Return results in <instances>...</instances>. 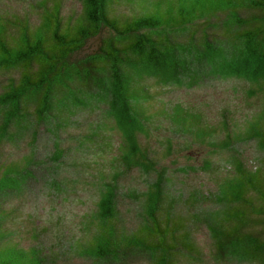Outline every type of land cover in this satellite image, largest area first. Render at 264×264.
I'll use <instances>...</instances> for the list:
<instances>
[{
	"label": "trees",
	"instance_id": "trees-1",
	"mask_svg": "<svg viewBox=\"0 0 264 264\" xmlns=\"http://www.w3.org/2000/svg\"><path fill=\"white\" fill-rule=\"evenodd\" d=\"M67 1L0 0V264H264V108L240 130L228 109L206 125L162 97L223 85L242 104L264 96V0ZM156 96L189 128L156 138ZM191 144L224 157L165 164ZM114 147L108 175L79 170ZM214 170L211 185L188 181ZM84 172L97 182L82 204L91 231L74 243L66 227L41 229V214L45 200L67 203ZM18 211L30 227L20 234L8 222Z\"/></svg>",
	"mask_w": 264,
	"mask_h": 264
},
{
	"label": "rangeland",
	"instance_id": "rangeland-1",
	"mask_svg": "<svg viewBox=\"0 0 264 264\" xmlns=\"http://www.w3.org/2000/svg\"><path fill=\"white\" fill-rule=\"evenodd\" d=\"M75 6L76 2L75 0H68L66 3V7ZM222 87L225 88L223 85ZM221 86H217L215 88H193V89H176L168 91L167 93L163 94V98L166 100H173L181 102V104H184L187 108L190 109V112H194L197 115L201 116V120L203 123H206V125H210L211 120H215L213 122L214 124L218 125L223 122V117L221 113L223 112V109H228L230 111V115L228 117V123L229 124H235L237 127L240 128V130H243L246 125L253 122L255 120L256 115H258L262 109L264 108V96L262 94H258L253 102L245 101V103L242 104V98L238 97V95L241 93L238 92L234 87H228L226 88L225 92L222 90ZM206 95H210L211 97L216 98L215 104L213 107L210 106L211 99L203 97ZM156 101H160L163 103L161 110L164 112L162 118L160 119V124L162 127V130H160V134L156 135L155 137L158 139H167L168 133L167 131L173 130H181L183 128L187 129L191 125V119H189L184 124H172L170 120L167 118L171 114V107L168 103L162 100V98H158L156 96ZM184 106V107H185ZM208 107H211L212 109H207ZM217 107V108H215ZM215 109V110H214ZM208 112V113H207ZM165 115V116H164ZM167 115V116H166ZM212 124V123H211ZM113 140L118 141L119 136L117 134L113 135ZM183 143L185 140L180 137H176L174 139V143ZM209 148L200 145V144H194L190 145L188 149L175 152L172 154L171 157L167 158L165 160V164L172 166L171 160L175 159L179 164L181 163H188L191 165L199 166L201 164V161L204 158H210L212 161H216L218 159H221L224 157L223 153L219 154H211L209 153ZM111 156L109 157V155ZM116 155V149L111 148V151L108 153H102L98 152L97 154H88L87 157H83L81 159H84L85 165L81 166L79 165V170L85 169L88 167H92L91 169L98 171L100 175H108L111 170L109 165H107V161L112 159V156ZM244 155L248 158L253 157V149L250 146H247V148L244 151ZM78 159V160H81ZM94 173H88L84 172L83 175L77 177L78 181L76 183V188L72 194L64 195L62 197V201H68L67 203L62 204L60 206V201H51L50 205L48 204L49 201H44V208L47 209L46 214L45 210L41 214L42 220L44 222V225H41L40 228H44V226H48L49 230L52 227L51 231L53 233H58L62 231L65 227L66 230L69 232L70 239L74 242H80L84 235L87 232H90L91 230L88 229V231H85V229L88 227V221L90 220V214L88 210H84V206L82 204H85L87 202H90L93 198V192L90 190L91 185L97 184L96 181H94ZM137 176V172L134 170L130 175L129 178H133ZM210 178H208V177ZM221 178V172L219 170H214L212 172L207 173L206 175L204 173H198L194 174V176L188 177V181L190 182H205L209 183V185L212 184V182H217ZM214 179V180H213ZM55 203V206H54ZM57 205V207H56ZM82 205V206H80ZM20 207V206H19ZM21 207L24 211H32L35 210L32 200H26L23 204H21ZM41 213L40 211H38ZM32 214V213H31ZM22 212H14L11 216H9L8 222L11 221L12 226H17L22 224ZM24 227L23 230L17 229L18 233H24L26 232L25 229H29L27 225L22 224ZM126 232H129L132 230V226L125 225ZM135 227L133 226V230ZM35 229L31 227V232ZM10 234V233H8ZM13 238L14 242L17 243V241L14 239L15 235L10 236V238ZM197 237L199 240V243L203 246L205 250H207V243H208V237L205 232V230H200L197 233ZM17 245V244H16ZM9 247L7 244H2L1 248L2 250H6ZM85 263V262H84ZM83 261L79 260L78 264H84ZM139 264H147L144 262H140ZM204 264H214L211 262H206Z\"/></svg>",
	"mask_w": 264,
	"mask_h": 264
}]
</instances>
